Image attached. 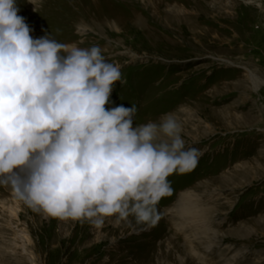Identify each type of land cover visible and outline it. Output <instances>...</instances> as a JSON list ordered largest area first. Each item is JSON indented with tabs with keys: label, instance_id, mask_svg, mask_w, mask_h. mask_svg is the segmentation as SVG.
<instances>
[{
	"label": "rangeland",
	"instance_id": "374dc122",
	"mask_svg": "<svg viewBox=\"0 0 264 264\" xmlns=\"http://www.w3.org/2000/svg\"><path fill=\"white\" fill-rule=\"evenodd\" d=\"M18 6L33 38L99 45L121 66L106 108L136 105L134 126L171 114L203 154L168 176L161 218L139 234L45 218L0 186V264H264V0ZM187 202L213 215L193 219Z\"/></svg>",
	"mask_w": 264,
	"mask_h": 264
},
{
	"label": "clouds",
	"instance_id": "9594fccd",
	"mask_svg": "<svg viewBox=\"0 0 264 264\" xmlns=\"http://www.w3.org/2000/svg\"><path fill=\"white\" fill-rule=\"evenodd\" d=\"M19 10L0 0V186L45 218L151 230L168 176L202 151L171 114L134 126L136 105L106 108L121 66L99 45L33 38Z\"/></svg>",
	"mask_w": 264,
	"mask_h": 264
},
{
	"label": "bare ground",
	"instance_id": "6f19581e",
	"mask_svg": "<svg viewBox=\"0 0 264 264\" xmlns=\"http://www.w3.org/2000/svg\"><path fill=\"white\" fill-rule=\"evenodd\" d=\"M182 210L185 213H187L188 215L192 216L191 218L196 219V220L201 221V222L204 221L207 216L213 215V211L211 209H209V208H202V207L199 209L198 208V205H196V204H194L192 202H189L188 204L185 203L184 206H183V208H182ZM256 222H258V221L256 220ZM208 233H209V231H208ZM209 234H211V233H209Z\"/></svg>",
	"mask_w": 264,
	"mask_h": 264
}]
</instances>
